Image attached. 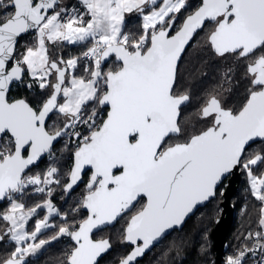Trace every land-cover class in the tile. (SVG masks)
Listing matches in <instances>:
<instances>
[{"label": "snow or ice", "instance_id": "1", "mask_svg": "<svg viewBox=\"0 0 264 264\" xmlns=\"http://www.w3.org/2000/svg\"><path fill=\"white\" fill-rule=\"evenodd\" d=\"M80 4L83 11L61 0H0V202L8 201L0 212L7 222L0 243L7 238L14 244L0 264H30V257L61 236L74 242L65 264H98L112 245L94 239V231L125 216L124 242L131 249L120 264H139L237 169L264 204V148L249 153L254 143H264V0ZM134 12L141 28L130 34L125 19ZM209 26L214 55L243 66L246 94L239 107L209 94L199 110L205 127L186 133L182 111L191 96L178 91L179 64L194 37ZM29 33L34 43L20 51V38ZM65 42L85 50L64 59L56 46ZM112 63L117 66L109 67ZM25 76L32 81L26 87L35 84L44 94L40 103L11 95ZM224 83L230 89L231 67ZM61 141L66 150L74 149L64 191L71 193L86 170L91 173L72 210L87 215L69 224L66 214L56 235L39 239L55 227L50 217L59 210L51 199L26 208L23 198L30 191L50 197L51 186H60L58 167L50 165L43 174L32 169ZM38 209L47 215L29 229ZM260 212L261 230L246 238L255 243L226 264H246L249 253L264 254V206Z\"/></svg>", "mask_w": 264, "mask_h": 264}, {"label": "trees", "instance_id": "2", "mask_svg": "<svg viewBox=\"0 0 264 264\" xmlns=\"http://www.w3.org/2000/svg\"><path fill=\"white\" fill-rule=\"evenodd\" d=\"M191 2L193 3V5H195V4L199 3V0H191ZM61 3L65 6H67L68 8L73 6L74 3H76V5L80 4L79 0H61ZM140 28H141V19H140V15L138 13L133 14L126 19L125 31H127L128 33H130V34L138 33L140 31ZM210 30H211V26H209V28L205 30L206 32L200 31L198 38H197V36L194 37L193 41L191 42V45L187 48L185 54L183 55L181 62H180V65H179V73L180 74H179V79H178V85H179L178 91H180V92L187 91L190 93V96H191L190 102L188 103V105L186 107H183V111H182V115H183L184 122H185L186 133L198 131L199 129L205 127V122L199 116V110H200V107H201L204 99L209 94H221L228 107H239L240 103L243 101L244 96L246 94L245 89H246V83L247 82L243 78V72H244L243 66L239 65L233 58L223 59V58H220V57L214 55L212 49L208 46V41H207V32ZM199 39H200V42H199ZM24 41H26V42L24 43L23 47L32 46L34 43V34L30 33L26 36H23L20 39V41L18 43V49L20 51L24 50V49H22V50L20 49L22 46L21 43ZM56 49L58 52H61L63 54L64 59L79 56L80 53L85 50V48L79 44L71 45V44H68L66 42L63 45H57ZM83 63L84 62L81 61V65H83ZM108 66L109 67H116L117 64L112 63ZM229 67L232 68V75H233V83H232L230 89H228V86L225 85V83H224V73L227 71V69ZM82 70H83L82 67L78 68L76 70V74L81 73ZM24 80H25V78H24ZM27 83H32V81L28 78L26 81H24V83L15 84L11 90V95L15 98H26L30 102H32L34 105L40 103V101H42L44 99V94H42L41 90L35 84H33V87L31 89H29L28 87L25 86ZM60 143H58L59 146L61 145ZM58 144H57V146H58ZM263 144L258 142V143L253 144L252 147L258 146V148L256 150H259L261 148H264ZM253 152H255V150H253ZM61 158L63 160H65V159L67 160V161L65 160V162H64L66 165H64L62 167H64L65 170L68 168L67 171H70L69 168L71 169V167H72L71 162H73L72 161V151L70 153L64 154L63 156H61ZM45 163H46V159H44L38 165V167L36 166V168H39V166H41V168H43L44 166H42V165H45ZM68 164H69V166H68ZM64 168H62V170H64ZM65 170L63 171L64 179H63V182L61 184L60 190L56 191L53 195V198H52L54 200L55 205L57 207H59L60 215L59 216L53 215V218L51 220L56 221L55 227L46 229L45 230L46 233H51L54 230V228L58 227V224H57L58 222L60 224L61 223L65 224L63 217L66 214L68 215V223L69 224H71L73 222V219H75L76 223H79L87 215L86 211H84L83 209L80 212H78L79 214L78 213L75 214L72 211L73 208L77 206L78 202L81 201V199L85 193V186L81 185L79 189H77L75 192H73L72 194H70V196L67 197L66 192L64 191V185L68 181V173ZM257 173H259V171H257ZM243 176L244 175H242V178H241L242 180H243ZM85 177L88 178L89 174L86 173ZM243 181H245V182H243ZM243 181H241V183H239L238 191L235 193L236 195L233 196V199L235 198V201H233V202L235 203V207H236L235 212H238L239 209L241 208V205H242V207H243V205L244 206L247 205V202H242V201H244V200L248 201L249 204L246 207H244V209L246 208L248 210L245 209L246 211L245 210L243 211V213H244V214H242L243 217L241 216L242 224H241V220L240 219L238 220V217H236L237 215L235 216L236 219L234 218V220H236V225L238 224V227L240 228V231H238L239 229H238V227L235 226V221H233V224L231 226V229H230L229 235H228V238H229L228 242H231V243H229L230 248L235 247V246H243L244 244H246L248 242V239L245 238L246 232L249 229L253 230V229H257V228L259 229L260 228V226L258 224L259 220L261 219V218H259V216L261 215L260 209H261L262 205L264 206V204H262V202L258 201L261 204L257 205L256 208H255V206H253V205L257 204V201H256L255 197L251 194L250 186H249L247 178L244 179ZM226 182L227 181H224L220 185V187L218 188L219 192L217 191V194L215 196V200H214V198L212 199V201H214L213 203H215V205L216 204L218 205L217 206L218 208L214 205L216 207L215 213L213 211L214 210L213 203L212 202L210 203V201H211L210 200L205 205V207L203 208L206 211L208 210L207 211L208 213L211 212L210 216L203 209H202V211L206 212V216H208V217L205 216L204 212H202L203 215H200L201 214L200 209L202 207L199 208V211H197L198 214L196 212L193 216L190 217V219H188V221H187L188 224L186 222V224L184 225L185 227H183V230L185 232L182 229H178L180 231V235H182V237L181 236L179 237V235H178L179 232L176 233L177 230H176V232H175V230L172 231L171 234L167 235V237H165L162 240L163 242H166V240L169 239L168 241H170V243L168 244V242H166V243L160 242L164 246L162 245V247H161L160 243H159L160 247H159V245H156L157 247L155 246L151 251H149V253H147L145 255V257L143 259L139 260V264H214L215 263L216 250L214 249V246H213V238L211 236V231H212V228H213V225H214L216 218L220 215L221 210H222L221 209L222 208V205H221L222 200H219V198L222 199L223 196L220 192V189H222V187L225 188ZM246 183H247V185H246ZM218 193H219V195H218ZM248 195L251 197L249 198ZM57 196H61V199H59ZM34 198L38 199L37 197H34L32 195H25L23 200H24V203H26V206H27V202H29L30 199H34ZM216 199H217V201H219L218 202L219 204L217 202H215ZM238 202H240V204ZM63 205H65V206L63 207ZM209 205H212V207ZM7 207H8V201H5L4 203H2L0 205V212L4 211V209ZM209 207L212 209L209 210L210 209ZM249 207L251 209H249ZM257 207H258V209H257ZM207 208H209V209H207ZM217 209L220 211H217ZM43 211H45V209L40 210L38 213L41 214ZM253 211H254V213L252 214ZM218 212H219V214H218ZM255 213H257L256 216H255ZM235 214H237V213H235ZM126 217L127 216L124 217L125 218L124 221L122 218V219H120L121 221H118L120 223L117 222L114 226L106 227V228L98 231L95 234L96 236H102L103 235V237H108L110 242H111V245H112L111 250L99 261L98 264H105L108 261H110L111 264H117L120 261V259L123 258L130 251L131 246L124 242V229H125L126 224H127L126 219L128 220V217L127 218ZM204 217H206L208 219L210 218L209 221L206 222L207 224H205V218ZM79 218H80V220H79ZM203 218H204V220H203ZM214 218H215V220H214ZM243 218H244V221H243ZM251 218H253V219L251 220ZM194 219L196 220V223H195ZM208 219H206V220H208ZM200 221H203L204 223L203 222L201 223ZM251 221H254L252 223L253 226L251 225L252 228H249ZM198 222H199V224L197 227L196 224ZM121 223L123 224L122 228H121V226L119 227V224H121ZM193 223H195V224H193ZM208 223H209V225H208ZM64 224H61V226H63ZM202 224L203 225L205 224V225L203 226ZM117 225L119 228L117 227ZM201 225H202V228L200 227ZM210 225H212V226L210 227ZM242 225H243V227H242ZM254 225H256V226H254ZM187 226H188V228H187ZM6 227H7V222L0 220V234H2L3 230ZM206 227L208 229L210 227V231H207L208 229ZM203 228L205 229V231L203 230ZM237 232H239V233L236 234ZM172 234H174V235H172ZM183 234L186 235V237H184ZM231 234H232V236L234 235L233 238H232ZM235 234H236V236H235ZM171 235H172V238H174V239H171ZM175 235H177V236H175ZM197 235H199V237ZM240 236H242V237H240ZM241 238H243V239H241ZM178 239H179V241H178ZM233 239H235L236 241ZM172 242H173V246L171 245ZM176 242H178V243H176ZM180 242H182V243H180ZM73 244L74 243L71 241V239L69 237L61 236L59 239L50 242L39 254H37L33 257H30L29 258L30 264H65L66 256L70 252L71 248L73 247ZM165 244H167V246H169V247L166 248ZM175 244H177V245H175ZM13 247H14V244L12 242L8 241L7 238H5V241L3 243H0V258L7 256L11 252Z\"/></svg>", "mask_w": 264, "mask_h": 264}, {"label": "water", "instance_id": "3", "mask_svg": "<svg viewBox=\"0 0 264 264\" xmlns=\"http://www.w3.org/2000/svg\"><path fill=\"white\" fill-rule=\"evenodd\" d=\"M30 34V33H29ZM28 35V34H26ZM26 35H23V36H26ZM22 36V37H23ZM21 37V38H22ZM20 38V39H21ZM187 50V49H186ZM186 52V51H185ZM184 55V54H183ZM183 57V56H182ZM180 65V64H179ZM47 154H45L44 157H42L41 161L46 157ZM41 161H39L37 163V165H39L41 163ZM36 165V166H37ZM89 171L86 170L85 174L88 173ZM91 174V173H90ZM241 178H242V174H241V170L240 169H237V170H234V172L230 175L227 176L226 179H224L221 184L224 182V181H227L226 182V186H225V189L223 191V200L221 202V205H222V212L221 214L216 218L215 222H214V225H213V228H212V231H211V236L213 238V246H214V249L216 250V253H215V263L214 264H221L223 259H224V253L226 252L227 248L229 247V242H228V235H229V231L231 229V226L233 224V221H234V217H235V204L233 202V196L235 195V193L238 191V188H239V183L241 181ZM88 179L86 180L85 178V175L83 176V180L78 184L77 187L74 188V190L72 192H74L82 183L86 182L87 183ZM68 182V181H67ZM66 182V183H67ZM218 185L217 187V190L218 188L220 187V185ZM66 185V184H65ZM217 190H216V194H217ZM71 193H66V196H70ZM216 196V195H215ZM214 196V197H215ZM213 197V198H214ZM213 198H210L207 202L201 204V205H197V207L194 209V211L192 213L189 214L188 217L185 218V221L183 222L182 225L178 226L177 228H174V229H171L169 230V232L166 234L169 235L173 230L175 229H181L184 227V225L186 224V222L188 221V219L193 216L199 208L205 206L210 200H212ZM6 201V200H5ZM5 201L3 202H0V205L2 203H4ZM85 211V210H84ZM119 221V219L115 222H113L111 225H106L104 226L102 229L106 228V227H110V226H114L117 222ZM102 229H99V230H95L94 231V234L97 233L98 231L102 230ZM94 234H93V238L94 239H101V238H95L94 237ZM165 236V237H166ZM104 239H108V237H103ZM164 239V238H163ZM162 239V240H163ZM72 241V240H71ZM110 241V240H109ZM73 242V241H72ZM74 243V242H73ZM111 243V242H110ZM160 243V242H159ZM159 243H157L156 245H158ZM156 245H154L150 250H148L144 256L142 258H140L139 260L143 259L145 257V255L147 253H149V251H151ZM111 250V248L109 249V251ZM107 251L106 253H103L101 255L100 258H98V263L99 261L109 252ZM127 255V254H126ZM125 255V256H126ZM124 256V257H125ZM122 259V258H121ZM121 259L120 261L117 263V264H120L121 262Z\"/></svg>", "mask_w": 264, "mask_h": 264}, {"label": "rangeland", "instance_id": "4", "mask_svg": "<svg viewBox=\"0 0 264 264\" xmlns=\"http://www.w3.org/2000/svg\"><path fill=\"white\" fill-rule=\"evenodd\" d=\"M79 2H80V0H79ZM75 5H76V3H74V5L73 6H71V7H69V9H71L72 7H75ZM76 8H78V9H80L79 8V6L78 7H76ZM81 11H83V9H80ZM133 14H136L135 12L134 13H132V14H130L129 16H127L126 17V19L128 18V17H130L131 15H133ZM85 19H87V17H85ZM126 19H125V21H126ZM127 32V31H126ZM26 41H24V42H22L21 43V50L22 49H24V43H25ZM199 42H200V39H199ZM84 62V61H83ZM85 63V62H84ZM82 72V71H81ZM81 73H78L77 75H80ZM28 79V77L27 76H25V80L24 81H26ZM63 142V141H62ZM61 142V143H62ZM64 145V143L63 144H61L60 145V147L58 146V153H57V157L55 158V160H53V163H51V162H48L49 164H48V167L50 166V165H52V166H58V165H60V163L61 164H63L64 162L62 161V158H61V156H63L64 154H67V153H70L71 151H74L73 149H71V151L70 150H66L65 149V147L63 146ZM258 148V146H254V147H252L250 150H249V153H252L253 152V150H255V152L256 151H258V150H256ZM63 151V152H62ZM62 153H63V155H62ZM61 160V161H60ZM60 161V162H59ZM57 162H59V163H57ZM63 162V163H62ZM47 163V162H46ZM56 163V164H55ZM58 164V165H57ZM38 166V165H37ZM60 167L61 166H59L58 167V169L59 170H62V167H61V169H60ZM34 168V167H33ZM34 171H35V173H40V172H45L46 171V168H40L39 167V169L37 170V168L35 167V169H33ZM32 170V171H33ZM61 173H60V175H62V173H63V171H60ZM242 172H244L243 170L241 171V174H245L244 175V177H246L247 178V180H248V183H249V178H248V176H247V174L244 172V173H242ZM42 173V174H43ZM255 174H257V175H259V173H255ZM61 177V178H60ZM59 179H61L60 180V186H57V187H55L56 185H52L51 187H52V194L54 195V193L56 192V191H59L60 190V187H61V184H62V182H63V179H64V173H63V175L62 176H59L58 177ZM226 185V184H225ZM55 187V188H54ZM224 187H222V189H220V192H222V195H223V191H224ZM52 194H51V197L53 198V196H52ZM26 195H31V194H26ZM32 196H34V195H32ZM34 197H37L38 199H30V201L29 202H27V206H26V208L27 207H35L37 204H43V203H45V201L46 200H48V199H51V201H52V203H53V205L55 206V208L56 209H58L59 210V207H57L56 205H55V203H54V200L51 198V197H49L48 196V194H45V196H34ZM59 199H61V196H57ZM223 198V197H222ZM223 200V199H222ZM23 202H24V200H23ZM26 204V203H25ZM65 205H63V207H64ZM243 208V209H242ZM6 209V208H5ZM4 209V210H5ZM222 209V208H221ZM40 210L38 209V211H37V215L34 217V218H32V220H30L29 221V223H28V227H29V229H32V228H34V221H36V220H38V219H43L46 215H47V210L45 209V211H43L41 214H39L38 212H39ZM241 211H242V213H243V211H244V207H242L241 206V208L239 209V211L237 212V214H235V216L236 217H238V219H241L240 217H241V215H242V213H241ZM221 212H222V210H221ZM221 214V213H220ZM55 215V214H54ZM53 218V216L52 217H50V222L55 226V223H56V221H54V220H51ZM235 218V217H234ZM58 224V227H56V228H54V230L51 232V233H46L45 232V230H43L42 231V233L40 234V236L38 237L39 239H50L52 236H54V235H56L57 234V232H58V229H59V227L61 226V224H64V223H57ZM250 231H252V229L250 230H248L247 232H246V234H245V237H248L247 235L249 234V232ZM64 237H67V236H64ZM100 237H103V235L102 236H100ZM248 241H249V239H248ZM248 243V242H247ZM246 243V244H247ZM48 245V244H47ZM46 245V246H47ZM245 245V244H244ZM45 246V247H46ZM44 247V248H45ZM235 247H241V246H235ZM44 248H42L37 254H39ZM36 254V255H37ZM105 264H111V262L110 261H108L107 263H105Z\"/></svg>", "mask_w": 264, "mask_h": 264}, {"label": "bare ground", "instance_id": "5", "mask_svg": "<svg viewBox=\"0 0 264 264\" xmlns=\"http://www.w3.org/2000/svg\"><path fill=\"white\" fill-rule=\"evenodd\" d=\"M204 32H206V31L204 30ZM201 33H202V32H201ZM199 34H200V33H199ZM198 36H199V35H197V38H198ZM197 38H196V39H197ZM61 142H62V141H61ZM258 142H259V141H258ZM258 142H256V143H258ZM63 143H64V142H62V143H60V144H63ZM259 143H261V142H259ZM254 144H255V143H254ZM262 144H263V143H262ZM263 145H264V144H263ZM58 146H59V144H58ZM63 146H64V145H63ZM59 147H60V146H59ZM58 149H59V148H58ZM62 152H63V151H62ZM62 154H63V153H62ZM65 160H66V159H65ZM65 160L62 159L63 162H65ZM60 161H61V160H60ZM60 161H59V162H60ZM66 161H67V160H66ZM59 162H57V163H59ZM63 162H62V163H63ZM71 163H72V162H71ZM55 164H56V163H55ZM69 164H70V163H69ZM69 164H68V166H69ZM57 165H58V164H57ZM64 165H66V164H65V163H64V164H61V163H60V165H58L57 167H59V166L62 167V166H64ZM71 165H72V164H71ZM42 166H44V165H42ZM68 166H67V167H68ZM35 167H36V166H34V168H35ZM37 167H38V166H37ZM39 167L41 168V166H39ZM61 167H60V169H61ZM67 167H66V168H67ZM34 168H33V169H34ZM62 168H64V167H62ZM38 169H39V168H37V170H38ZM42 169H43V168H42ZM67 169H68V168H67ZM67 169L65 170V168H64L65 171H67ZM64 170H60V171H64ZM69 170H70V168H69ZM241 171H242V170H241ZM68 172H69V171H67V173H68ZM33 173H35L34 170H33ZM40 173H43V172H40ZM60 173H61V172H60ZM242 173H244V172H242ZM88 174H89V172H88ZM62 175H63V173H62ZM62 175H59V176H62ZM242 175H245V174H242ZM60 178H61V177H60ZM244 179H246V178L243 176V180H244ZM60 180H61V179H60ZM243 180L241 179V181H243ZM241 181H240V183H241ZM243 182H245V181H243ZM246 185H247V183H246ZM53 186H54V185H53ZM55 187H57V186H55ZM55 187H54V188H55ZM52 190H53V189H52ZM217 191H218V190H217ZM218 192H219V191H218ZM221 194H222V192H221ZM218 195H219V193H218ZM218 195H217V196H218ZM235 195H236V194H235ZM235 195H234V196H235ZM43 196H45V195H43ZM222 196H223V195H222ZM237 196H238V195H237ZM248 196H249V195H248ZM218 197H219V196H218ZM250 197H251V196H249V198H250ZM246 198H247V197H246ZM222 199H223V198H222ZM222 199L219 198V200H222ZM247 199H248V198H247ZM251 199H252V198H251ZM253 199H254V198H253ZM214 200H215V197H214ZM233 201H235V198L233 199ZM236 201H237V200H236ZM256 201H257V200H256ZM211 202L213 203L214 201L211 200L210 203H211ZM215 202L218 203L219 201H217V199H216ZM242 202H247V205L249 204L248 201H246V200H244V201H242ZM236 203H237V202H236ZM238 203L240 204V202H238ZM218 204H219V203H218ZM234 204H235V203H234ZM245 204H246V203H245ZM260 204H261V203H259V202L257 201V204H256V205H253V206H255V208H256V206H257V205H260ZM214 205H215V203H213V206H214ZM247 205H246V206H247ZM138 206H139V205H138ZM138 206H137V207H138ZM209 206L212 207V205H209ZM215 206L217 207L218 205L216 204ZM215 206H214V210H213L214 213H215V211H216V207H215ZM241 206H242V205H241ZM246 206L243 205V207H246ZM249 206H250V205H249ZM262 206H263V205H262ZM204 207H205V206H203V207L200 209V211H201V212H200V213H201L200 215H203L202 212H204V211H202V209H203ZM239 207H240V206H239ZM209 208H210V207H209ZM209 208H207V209H209ZM217 208H218V207H217ZM211 209H212V208H210L209 210H211ZM219 209H220V208H219ZM235 209H236V207H235ZM237 209H238V208H237ZM242 209H243V208H242ZM245 209H246V208H245ZM245 209H244V210H245ZM249 209H251V208L249 207ZM257 209H258V207H257ZM81 210H82V209H81ZM203 210H205V209H203ZM246 210H248V209H246ZM246 210H245V211H246ZM255 210H256V209H255ZM255 210H254V211H255ZM198 211H199V209H198ZM205 211H206V210H205ZM207 211H208V210H207ZM207 211H206V212H207ZM217 211H220V210L217 209ZM254 211L252 212V214L254 213ZM257 211H258V210H257ZM206 212H204L205 216H206ZM248 212H249V211H248ZM255 212H256V211H255ZM210 213H211V212H210ZM210 213L207 212V214H209V216H210ZM235 213H237V212H235ZM241 213H242V211H241ZM260 213H261V212H260ZM75 214H76V213H75ZM78 214H79V213H78ZM197 214H198V212H197ZM218 214H219V212H218ZM242 214H244V213H242ZM249 214H250V213H249ZM258 214H259V213H258ZM200 215H199V216H200ZM214 215H215V214H214ZM214 215H213V216H214ZM256 215H257V213H255V216H256ZM83 216H84V215H83ZM197 216H198V215H197ZM211 216H212V215H211ZM215 216H216V215H215ZM215 216H214V217H215ZM241 216H242V215H241ZM246 216H247V215H246ZM258 216H259V215H258ZM258 216H257V217H258ZM260 216H261V215H260ZM260 216H259V218H261ZM200 217H201V216H200ZM202 217H203V216H202ZM206 217H208V216H206ZM206 217H204V218H205V224H207L206 222H208L209 219H210V218L208 219V218H206ZM242 217H243V216H242ZM82 218H83V217H82ZM126 218H127V217H126ZM192 218H193V217H192ZM204 218H203V220H204ZM215 218H216V217H215ZM215 218H214V220H215ZM240 218H241V217H240ZM259 218H258V219H259ZM124 219H125V218H123V221H124ZM189 219H190V218H189ZM195 219H196V218H195ZM195 219H194V220H195ZM198 219H199V218H198ZM201 219H202V218H201ZM206 219H208V220H206ZM235 219H236V217H235ZM252 219H253V218H251V220H252ZM79 220H80V218H79ZM191 220H192V219H191ZM238 220H239V219H238ZM240 220H241V224H242V218H241ZM256 220H257V219H256ZM119 221H121V220L119 219ZM126 221H127V219H126ZM212 221H213V220H212ZM234 221H235V226L238 227V224L236 225V220H234ZM243 221H244V218H243ZM200 222L202 223L203 221H200ZM253 222H254V221H251L249 228H252V226H253L252 223H253ZM256 222H257V221H256ZM118 223H120V222H118ZM124 223H125V222H124ZM195 223H196V220H195ZM195 223H193V224H195ZM203 223H204V222H203ZM238 223H239V222H238ZM187 224H188V222H187ZM198 224H199V222L196 224L197 227H198ZM205 224H204V225H205ZM258 224H259V223H258ZM122 225H123L122 223L119 224V227L121 226V228H122ZM202 225H203V224H202ZM202 225L200 226L201 228H202ZM204 225H203V226H204ZM208 225H209V223H208ZM239 225H240V224H239ZM247 225H248V224H247ZM251 225H252V226H251ZM124 226H125V225H124ZM211 226H212V225H210V227H211ZM254 226H256V225H254ZM257 226H258V225H257ZM117 227H118V225H117ZM119 227H118V228H119ZM184 227H185V226H184ZM210 227H209V229L206 227V228L208 229L207 231H210ZM240 227H241V226H240ZM242 227H243V225H242ZM247 227H248V226H247ZM121 228H120V229H121ZM187 228H188V226H187ZM204 228H205V227H204ZM204 228H203V230L205 231ZM253 228H254V227H253ZM181 229L183 230V228H181ZM234 229H235V228H234ZM238 229H239L238 231H240V228H239V227H238ZM257 229H258V228H257ZM176 230H177V232H176ZM182 230H181V231H182ZM185 230H186V229H185ZM187 230H188V229H187ZM243 230H244V229H243ZM250 230H251V229H250ZM119 231H120V230H119ZM122 231H123V230H122ZM173 231H174V230H173ZM183 231H184V230H183ZM207 231H206V232H207ZM175 232H176V233L179 232V234H178L179 237H180V236L182 237V235H180V231H179L178 229H175ZM184 232H185V231H184ZM173 233H174V232H173ZM176 233H175V234H176ZM238 233H239V232H237L236 234H238ZM170 234H171V233H170ZM187 234H188V233H187ZM236 234H235V236H236ZM172 235H174V234H172ZM172 235H171V239H174V238H172ZM175 236H177V235H175ZM183 236L186 237V235H184V234H183ZM187 236H188V235H187ZM193 236H194V235H193ZM197 236L199 237V235H197ZM231 236H232V234H231ZM247 236H248V235H247ZM166 237H167V236H166ZM173 237H174V236H173ZM233 237H234V235L232 236V238H233ZM237 237H238V236H237ZM240 237H242V236H240ZM243 237H244V236H243ZM245 238H247V237H245ZM179 239H180V238H179ZM179 239H178V241H179ZM183 239H184V238H183ZM228 239H229V238H228ZM230 239H231V238H230ZM235 239H236V238H235ZM235 239H233V240H235ZM237 239H238V238H237ZM241 239H243V238H241ZM168 240H169V239H168ZM168 240H166V242H168V244H169L170 241H168ZM185 240H186V239H185ZM185 240H184V241H185ZM235 241H236V240H235ZM240 241H241V240H240ZM161 242H162V243H166V242H163V241H161ZM233 242H234V241H233ZM242 242H243V241H242ZM176 243H178V242H176ZM180 243H182V242H180ZM180 243H179V244H180ZM229 243H231V242H229ZM183 244H184V243H183ZM158 245H159V244H158ZM160 245H161V247H162L163 244L160 243ZM160 245H159V247H160ZM171 245L173 246V242H172ZM175 245H177V244H175ZM163 246H164V245H163ZM156 247H157V246H156ZM165 247L167 248V247H169V246H167V244H165ZM206 248H207V247H206ZM163 249H164V248H163ZM207 249H208V248H207Z\"/></svg>", "mask_w": 264, "mask_h": 264}, {"label": "built area", "instance_id": "6", "mask_svg": "<svg viewBox=\"0 0 264 264\" xmlns=\"http://www.w3.org/2000/svg\"><path fill=\"white\" fill-rule=\"evenodd\" d=\"M57 144L55 145L53 155L52 156H49L47 154L46 157L44 158V159H46V162L47 163H45V165H44L43 168H46L47 169L48 168V164H49L48 162L53 163V160H55V158L57 157V153H58V146H57ZM40 174H42V173H40ZM27 194H31V195H34V196H42V195L47 194V192H45V193H36L34 191H30ZM52 196H53V194H52ZM260 230H261L260 228L259 229H253L250 232L253 233V234H255V232L260 231ZM254 243H255V240L254 239H249L248 243L245 244V245H247L248 247H251ZM245 245H243V246H245ZM243 246H241V247H231V248L228 247L227 250H226V252L224 253V259H223V261H222L221 264H226V261H227L228 257L233 256L238 250L242 249ZM262 259H264V254H262L260 252H257L255 255H252L251 253H249L248 256L246 257V264H260V261Z\"/></svg>", "mask_w": 264, "mask_h": 264}, {"label": "flooded vegetation", "instance_id": "7", "mask_svg": "<svg viewBox=\"0 0 264 264\" xmlns=\"http://www.w3.org/2000/svg\"><path fill=\"white\" fill-rule=\"evenodd\" d=\"M89 176H90V171H89ZM85 178H86V177H85ZM88 178H89V177H88ZM88 178H86V180H87ZM81 185H84V186H85V185H86V182L82 183ZM81 185H80V186H81ZM80 186H79L77 189H79ZM77 189H76V190H77ZM76 190H75V191H76ZM75 191H74V192H75ZM72 193H73V192H72ZM125 228H126V227H125ZM95 234H96V233H95ZM95 234H94V237H95V238H103V237H100V236H96ZM161 241H162V240H161ZM161 241H160V242H161Z\"/></svg>", "mask_w": 264, "mask_h": 264}, {"label": "crops", "instance_id": "8", "mask_svg": "<svg viewBox=\"0 0 264 264\" xmlns=\"http://www.w3.org/2000/svg\"><path fill=\"white\" fill-rule=\"evenodd\" d=\"M78 6H79L80 9H83L81 4L75 5V7H78ZM128 16H129V15H128ZM126 17H127V16H126Z\"/></svg>", "mask_w": 264, "mask_h": 264}]
</instances>
